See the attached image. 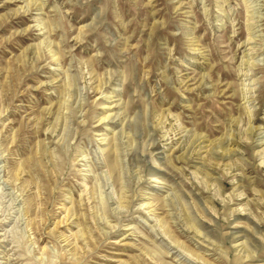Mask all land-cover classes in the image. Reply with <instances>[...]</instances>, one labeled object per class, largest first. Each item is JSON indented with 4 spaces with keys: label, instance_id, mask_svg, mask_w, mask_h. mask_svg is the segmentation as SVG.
Here are the masks:
<instances>
[{
    "label": "rangeland",
    "instance_id": "374dc122",
    "mask_svg": "<svg viewBox=\"0 0 264 264\" xmlns=\"http://www.w3.org/2000/svg\"><path fill=\"white\" fill-rule=\"evenodd\" d=\"M0 264H264V0H0Z\"/></svg>",
    "mask_w": 264,
    "mask_h": 264
}]
</instances>
